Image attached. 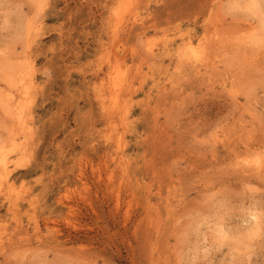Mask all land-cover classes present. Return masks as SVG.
I'll return each mask as SVG.
<instances>
[{
    "label": "rangeland",
    "instance_id": "1",
    "mask_svg": "<svg viewBox=\"0 0 264 264\" xmlns=\"http://www.w3.org/2000/svg\"><path fill=\"white\" fill-rule=\"evenodd\" d=\"M3 161L0 264H264V0H0Z\"/></svg>",
    "mask_w": 264,
    "mask_h": 264
},
{
    "label": "bare ground",
    "instance_id": "2",
    "mask_svg": "<svg viewBox=\"0 0 264 264\" xmlns=\"http://www.w3.org/2000/svg\"><path fill=\"white\" fill-rule=\"evenodd\" d=\"M126 6V5H125ZM127 11V10H126ZM32 22V21H31ZM32 25V24H31ZM33 26V25H32ZM31 32V31H30ZM29 35H30V33H29ZM32 35V34H31ZM31 70H32V68H30ZM29 69V70H30ZM33 72V71H32ZM29 73V72H28ZM0 166L2 167V168H4L6 165H7V163L5 162V161H3V162H0ZM109 176H111V175H109Z\"/></svg>",
    "mask_w": 264,
    "mask_h": 264
}]
</instances>
